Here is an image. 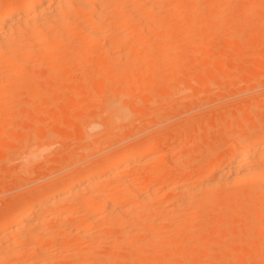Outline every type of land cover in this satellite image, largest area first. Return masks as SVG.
<instances>
[{"label":"rangeland","instance_id":"obj_1","mask_svg":"<svg viewBox=\"0 0 264 264\" xmlns=\"http://www.w3.org/2000/svg\"><path fill=\"white\" fill-rule=\"evenodd\" d=\"M12 1L16 0H0V12ZM174 2L182 16L173 21L174 31L167 39L170 49L140 51L142 59L137 63L138 53L119 62V51L114 49L107 54L101 50L69 52L74 53L72 58L68 55L62 64L35 68L30 77L4 87L9 95H0L1 225L45 192L53 193L100 163L123 160L130 150H145L150 145L154 150L146 159L139 163L129 160L118 172H130L144 181L162 163L164 170L152 185L158 194L146 204L171 206L178 191L192 188L201 180V164L218 166L240 135L264 133V0H230L223 17L218 16L216 5L197 4L192 11L193 0ZM207 13L212 25L220 23L218 29L212 25L199 27L200 18ZM188 23L195 31L183 38L181 33ZM57 54L63 56L64 52ZM102 57L106 61L108 58L112 67L100 64ZM126 89L129 93L125 94ZM109 92L116 97L121 112L114 122H109L101 109L102 94L111 95ZM30 149L37 154L26 160ZM80 220L79 212L73 214L66 220L68 228ZM215 224L207 219L194 230L196 234L200 230L207 239L198 245L192 236L189 239L194 231L183 229L174 249L183 253L197 247L198 254L188 250L190 254H180V260L178 255L170 257L171 247L155 246L143 264L263 262L264 248L261 257L244 242L236 243V248L232 243L211 246L210 242L237 227L232 223L221 227ZM48 226L45 223L41 227L43 235L39 236L46 241V251L62 247L66 255L50 264H71L69 255L78 244L73 240L75 235L70 229L61 234L55 226ZM89 230L102 237L101 251L93 249L89 264H104L103 254L111 248L105 244L110 233L98 225H90ZM54 236L60 237L53 240ZM158 252L161 255L156 256ZM114 253L118 260L113 264H140L132 260L134 251L128 247ZM10 261L13 259L7 264Z\"/></svg>","mask_w":264,"mask_h":264},{"label":"bare ground","instance_id":"obj_2","mask_svg":"<svg viewBox=\"0 0 264 264\" xmlns=\"http://www.w3.org/2000/svg\"><path fill=\"white\" fill-rule=\"evenodd\" d=\"M16 1L8 5L6 3L0 12V95L5 96L9 95L4 90L5 86L15 85L20 78L30 77L35 68L62 64V60L68 58L71 52L101 50L107 54V51L114 49L119 51V62L123 61V57L128 59V55L135 53L133 55L136 56L138 53L135 60L137 63L142 59L140 51L168 50L171 47L168 46L167 39L174 31L173 21L182 16L179 15V7L174 0ZM229 2L230 0H193L191 10L197 4H203L204 7L216 5L218 16L223 17L227 13ZM207 15L208 13L200 18V28H210L213 24L208 21ZM215 25L212 27L218 29L220 23ZM194 31L195 27L188 23L183 27L181 37L186 38ZM59 51L64 52L63 56H58ZM106 59L107 61L100 58V64L108 65V58ZM81 62H85V58ZM109 66L112 67L110 64ZM112 72L110 75L114 76ZM127 90H124L125 94ZM102 95L105 97L102 99L101 109L107 120L114 122L121 113L117 99L112 93ZM251 134L240 135L218 166L205 167L206 164H201L204 165V168L201 167V180L192 188L178 191L171 206L156 208L150 203L146 204L158 194V189H153L152 185H155L164 170L162 163L144 181L137 180L135 177L138 175H131L130 172L124 175L122 169L118 172L129 160L139 163L146 159L154 150L152 145L145 150H130L123 160L100 163L74 182L62 184L53 193L45 192L44 196L41 195L32 204L19 208L9 215V220L5 218L7 223L1 225L3 221L0 222V264H7L10 259L13 261L9 264H50L52 260L65 257L62 247L46 251V241H43L42 236L39 237L45 223L55 226L61 234L70 229L75 235L73 240L79 245L76 244V251L69 255L71 264H89L93 249L101 251V234L89 230L90 225H98L110 233L105 244L111 248L102 256L104 264H113L118 260L114 251L122 247L134 251L132 260L143 264L148 252L155 246L171 247L170 257L189 251L198 254L197 247L187 248L189 251L184 250L186 252L183 253L174 248L178 247V238L184 234L183 229L194 231L207 219L216 223V227L230 223L237 225L232 227L233 231L229 230L220 239L210 242L211 246L218 248L232 243L236 248V243L244 242L251 245V252L261 256L264 248V133L256 136ZM32 150L26 153V160L36 156L37 151ZM143 184L147 187L144 188ZM77 212L81 214V220L75 227L68 228L66 220ZM210 226L209 223L208 228ZM199 231L198 235L193 232L190 238L187 236L197 240V245L200 244L199 241H207ZM54 237L56 238L53 240L60 236ZM57 245L62 244L58 242ZM158 255L161 253L158 252L156 256ZM261 261L263 262L259 264H264V258ZM252 263L257 264L254 261Z\"/></svg>","mask_w":264,"mask_h":264}]
</instances>
